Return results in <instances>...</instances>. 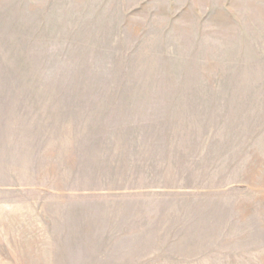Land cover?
<instances>
[{
	"label": "rangeland",
	"instance_id": "374dc122",
	"mask_svg": "<svg viewBox=\"0 0 264 264\" xmlns=\"http://www.w3.org/2000/svg\"><path fill=\"white\" fill-rule=\"evenodd\" d=\"M0 264H264V0H0Z\"/></svg>",
	"mask_w": 264,
	"mask_h": 264
}]
</instances>
